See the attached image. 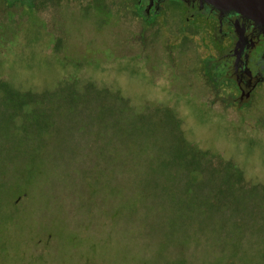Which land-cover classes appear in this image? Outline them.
Segmentation results:
<instances>
[{
    "label": "rangeland",
    "instance_id": "rangeland-1",
    "mask_svg": "<svg viewBox=\"0 0 264 264\" xmlns=\"http://www.w3.org/2000/svg\"><path fill=\"white\" fill-rule=\"evenodd\" d=\"M63 1L0 23V264H264V101L214 109Z\"/></svg>",
    "mask_w": 264,
    "mask_h": 264
},
{
    "label": "flooded vegetation",
    "instance_id": "flooded-vegetation-1",
    "mask_svg": "<svg viewBox=\"0 0 264 264\" xmlns=\"http://www.w3.org/2000/svg\"><path fill=\"white\" fill-rule=\"evenodd\" d=\"M81 1V0H76ZM63 0H0L2 19L15 17L18 11L30 8L36 15L40 6L51 7L56 18L61 19L59 4ZM89 6L102 4L125 25L131 24L134 33L127 31L129 52L142 55L147 50L164 53L163 62L172 66L176 62L191 65V85L207 105L220 111L231 110L242 116L264 101V34L255 37L254 46L237 51L239 35L227 19L205 10L193 0H87ZM27 17V16H26ZM56 18L49 20L52 28ZM162 35V42L156 39ZM166 36V37H165ZM60 40V37H58ZM62 39V38H61ZM192 41V46L182 47V41ZM174 40V42H172ZM186 50V53L181 52ZM181 52V53H180ZM242 56V61L238 57ZM203 93V94H204ZM250 121V120H248Z\"/></svg>",
    "mask_w": 264,
    "mask_h": 264
},
{
    "label": "water",
    "instance_id": "water-1",
    "mask_svg": "<svg viewBox=\"0 0 264 264\" xmlns=\"http://www.w3.org/2000/svg\"><path fill=\"white\" fill-rule=\"evenodd\" d=\"M206 11L225 18L234 26L239 40L235 43L237 51L254 46L255 37L264 34V0H193ZM242 56L238 61H242Z\"/></svg>",
    "mask_w": 264,
    "mask_h": 264
}]
</instances>
